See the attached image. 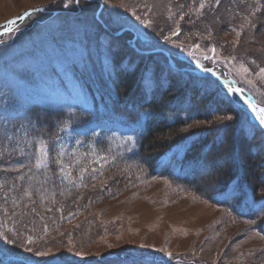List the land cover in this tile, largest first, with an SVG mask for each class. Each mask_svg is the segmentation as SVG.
<instances>
[{"label": "rangeland", "instance_id": "rangeland-1", "mask_svg": "<svg viewBox=\"0 0 264 264\" xmlns=\"http://www.w3.org/2000/svg\"><path fill=\"white\" fill-rule=\"evenodd\" d=\"M85 2L0 0V30L5 28L0 41V248L49 264H262L264 209L246 206L242 194L239 210L245 217H237L230 206L241 195L210 196L214 182L203 181L209 170L187 186L136 169L126 156L136 149V130L146 112L126 121H89L73 108L90 103L77 73L91 64L90 53L107 58L106 32L123 27L133 31L135 42L137 37L153 39L146 49L158 51L152 58L159 65L140 58L146 73L162 71L166 52L169 59H187L194 68L213 67L264 105V0ZM31 9L41 11L10 23ZM114 46L120 52L111 56L118 63L128 49ZM181 81L177 84L193 94L170 118L198 108L192 101L203 102L205 109L215 100L221 104L216 108H232L217 95L215 83L199 77ZM31 108L62 115L45 139L33 136L34 124L23 120ZM212 114L209 124L183 130L207 124L220 131L231 128L233 134L241 130L244 119L234 109ZM228 116L232 119H219ZM190 143L186 140L163 159L178 162ZM44 144L46 154L37 151ZM254 149L250 162L260 164L255 157L261 148ZM186 171L178 169L182 175ZM225 200L229 209L216 203Z\"/></svg>", "mask_w": 264, "mask_h": 264}, {"label": "trees", "instance_id": "trees-1", "mask_svg": "<svg viewBox=\"0 0 264 264\" xmlns=\"http://www.w3.org/2000/svg\"><path fill=\"white\" fill-rule=\"evenodd\" d=\"M176 27L178 28L176 30L179 31L177 33H182L183 29L179 30V26ZM122 29L125 28H117L106 32L108 37L106 48L109 58L102 59L100 57V59H96L90 53L87 60L91 61V64L77 73L76 77L79 78L78 80L86 91L90 103L88 108L78 107L73 109L84 115L89 121L111 120L113 118L126 121L127 119L137 118L140 112H146L144 119L136 130V149L126 156V160L132 163L133 166L135 165L136 169H139V171L144 170L150 175H168L187 186L195 185L198 178L201 177L202 171L207 173L209 170L207 178L203 181L204 184L207 181L209 183L214 182L210 196L224 197L222 193L231 190L233 181H239V188L244 186L251 190L256 205L264 203V174H262L264 173V135H262L263 131L259 125L251 120L247 108L237 99L234 102L228 99L225 89L215 80L195 73L196 68L187 59L182 60L173 57L174 69L169 65L167 56H163L165 65L164 68L159 67L162 70L159 74L156 71L146 73L144 69L141 70L140 65L142 63L139 62V59H150L154 56V53H138L131 45H134L138 50L149 51L146 49V44L153 43V39L150 36L137 37L136 42L133 43L134 33L129 29L118 35H113ZM127 34L130 36L124 38V35ZM115 43H120L121 46L128 49L127 52H124L123 60L118 63H115L111 56L113 52H120L114 46ZM150 60L152 66L159 65L156 62L157 60L153 58ZM144 68H146V65ZM200 68L206 67L202 65ZM192 77H199L202 80L215 83L217 95L222 101L227 100L228 105L232 108H216V105L218 107L221 105L219 100H215L216 105L213 104L208 109L202 107L203 102L199 104L198 101H192V104L198 108H191L186 117L170 118V116H167L178 110V107L182 104L189 103L187 98H190L193 92H191V89H183V84L178 85L177 82ZM123 88L127 89V92L120 94V90H123ZM205 90L200 89L199 93L201 91L204 93ZM222 109H234L242 116L244 122L242 126L239 124L238 130L241 129L239 133L233 134L234 131L231 128L220 131V128L215 127L213 124L208 126L210 118L213 116L212 111L216 110L218 113ZM29 110L31 111L25 112L23 120L27 123L31 121L34 124L33 136H40L42 139H45L47 134L53 131L54 126L57 125L62 116L47 111L46 108H31ZM193 110L196 111L195 114H192ZM198 122L208 124L188 133L183 130L187 125ZM248 126L251 127L249 132L247 131ZM43 129L44 131H42ZM189 139L191 143L178 162L174 159H163L166 153L186 143V140ZM257 147L261 148L262 151L261 154H257L259 157H255V160L260 161V164L250 162L251 150L255 151L254 148ZM258 158L259 160H257ZM227 159L229 160L227 161ZM183 167L184 169L187 168V171L182 175L178 173V169L184 170ZM197 170H201V173L198 174ZM201 187L200 185L198 190L201 191ZM7 189L8 187H6ZM242 196L241 194L240 198L236 199L230 206L231 211L237 217H245L244 213L239 212ZM216 203L220 207L229 209L226 200L223 203ZM259 228L264 237L263 220ZM25 258H27L26 264L52 263V261L38 262L35 259L10 253L0 248L1 264H17ZM259 259H263L261 261L264 264V255H260ZM257 263L256 261L254 264ZM57 264L69 263L58 261Z\"/></svg>", "mask_w": 264, "mask_h": 264}, {"label": "snow or ice", "instance_id": "snow-or-ice-1", "mask_svg": "<svg viewBox=\"0 0 264 264\" xmlns=\"http://www.w3.org/2000/svg\"><path fill=\"white\" fill-rule=\"evenodd\" d=\"M77 2H79V0H77ZM216 3L219 4L220 0H216ZM65 6H67V4H65ZM201 8L204 7L203 4L200 5ZM22 18V17H21ZM10 23H14V21H10ZM139 38V37H138ZM165 39H168L167 37H165ZM212 51L214 52L215 49H212ZM244 71H247V69L245 68ZM260 73L264 74V68L260 69ZM229 91H236L234 89H229ZM246 103L248 104V107L252 109L253 113H255V117L256 119L259 121V126L260 127H264V107H258L257 105L251 103L250 101H246ZM86 110V109H85ZM219 119H228L231 120L232 117L228 116V117H220ZM264 135V134H262ZM47 148L48 146L46 144H44L42 147L38 146L37 147V151L39 152H44L46 154L47 152ZM37 167H39V162H37ZM239 185V181H233V184L231 186V190L230 191H224L222 194L225 197V199L231 198V197H235V196H239L241 194H244L245 196V205L251 208H256V202L254 200L251 199L250 193H245L243 191V189H240L238 187ZM218 189H219V185H218ZM260 208L264 209V203H261L259 205ZM28 251L30 252L31 249L29 248ZM36 255L38 256H44L47 255V253L44 252H36ZM77 255H79V253H77ZM169 255H171V253H169ZM26 259L21 260L19 262H17V264H26Z\"/></svg>", "mask_w": 264, "mask_h": 264}, {"label": "water", "instance_id": "water-1", "mask_svg": "<svg viewBox=\"0 0 264 264\" xmlns=\"http://www.w3.org/2000/svg\"><path fill=\"white\" fill-rule=\"evenodd\" d=\"M91 1H94V0H91ZM37 11H39L38 9H31V10H27L25 13H23L20 17H18V18H16V19H13V20H11V21H14V22H16V21H21V20H23L25 17H27L29 14H31V13H35V12H37ZM22 17V18H21ZM146 53H149V52H146ZM170 64L172 65V63L170 62Z\"/></svg>", "mask_w": 264, "mask_h": 264}]
</instances>
